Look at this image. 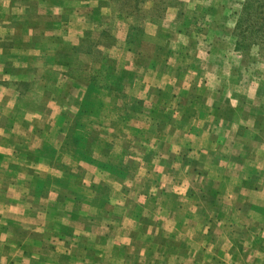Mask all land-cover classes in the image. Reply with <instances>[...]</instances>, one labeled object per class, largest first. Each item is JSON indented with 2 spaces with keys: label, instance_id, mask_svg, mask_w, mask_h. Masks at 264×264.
I'll list each match as a JSON object with an SVG mask.
<instances>
[{
  "label": "rangeland",
  "instance_id": "1",
  "mask_svg": "<svg viewBox=\"0 0 264 264\" xmlns=\"http://www.w3.org/2000/svg\"><path fill=\"white\" fill-rule=\"evenodd\" d=\"M134 3L0 0V264L136 263L138 219L185 264H264L259 0Z\"/></svg>",
  "mask_w": 264,
  "mask_h": 264
},
{
  "label": "crops",
  "instance_id": "2",
  "mask_svg": "<svg viewBox=\"0 0 264 264\" xmlns=\"http://www.w3.org/2000/svg\"><path fill=\"white\" fill-rule=\"evenodd\" d=\"M9 2H11V0H9ZM7 21L11 24V21L9 20ZM7 21L6 19H3L2 16H0V28L3 26V23L5 24ZM29 28H32V23L29 24ZM11 31H13V29H10V25H9V32ZM3 40H13L16 44L15 47L23 44L22 41L16 40V36L15 38H11L10 36L0 37V49L3 51V53L6 52V50H12L14 46V45L11 46V43L9 44L2 43ZM12 66H15V63H13ZM10 72H11L10 64L8 62H3L2 64H0V84L6 83L7 81L12 79ZM209 221H210L209 219H205L203 226L207 225ZM181 224L182 226L186 224H190L189 219H183ZM137 225L141 227V229L143 230V234L139 236L141 244L137 249L136 255L138 259L136 263L133 260L135 254L127 255V253L129 252L128 249L129 242L126 243L123 242L124 244L119 245L118 248L116 249L113 248V253H117L119 255V259H121L118 261L117 264H172V261L175 260L176 258L181 259L180 262L183 261L185 264L186 262L185 260L191 256L193 251L190 249V247H185L183 251L177 253L175 251L176 249L175 242L171 241L174 240L175 238H172V236L170 235H166V234L164 235L166 244H163L164 242L162 243L160 241V237L158 235V229L153 230L154 226L153 227L151 226V228L148 227L149 225H155L154 223L149 224V222H146L144 219H138ZM215 225H219V223H216ZM207 238L209 237L206 236V240L201 247L205 257L209 256L211 251H215V255H217L218 252V254H221L223 256L224 255L223 253L226 250V248L223 247L224 243L232 242V244L230 245V248L232 249L235 242L223 236H215L213 241L212 240L209 241ZM185 242H189V240H185L184 243ZM209 242L210 243L214 242L215 245L209 244ZM125 244H128V247ZM102 252L104 253L105 251ZM87 253L88 256L91 255L90 251H87ZM98 255H100V253ZM163 256H165L166 259H164L165 257ZM57 264H61V263L57 260Z\"/></svg>",
  "mask_w": 264,
  "mask_h": 264
},
{
  "label": "trees",
  "instance_id": "3",
  "mask_svg": "<svg viewBox=\"0 0 264 264\" xmlns=\"http://www.w3.org/2000/svg\"><path fill=\"white\" fill-rule=\"evenodd\" d=\"M134 5L137 6L140 0H134ZM255 7H257L255 9ZM244 8V5H243ZM248 4L245 6L244 13H248L247 16H250L252 23L247 27V30L251 32H260L264 31V0H259V3L253 7L252 13L248 10ZM242 21V20H241ZM240 23L236 26V31L240 28ZM262 33V32H261Z\"/></svg>",
  "mask_w": 264,
  "mask_h": 264
}]
</instances>
